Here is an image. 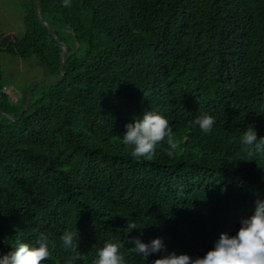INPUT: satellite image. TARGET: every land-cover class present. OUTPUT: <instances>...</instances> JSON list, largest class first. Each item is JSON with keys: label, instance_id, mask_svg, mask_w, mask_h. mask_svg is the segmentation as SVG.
Masks as SVG:
<instances>
[{"label": "trees", "instance_id": "1", "mask_svg": "<svg viewBox=\"0 0 264 264\" xmlns=\"http://www.w3.org/2000/svg\"><path fill=\"white\" fill-rule=\"evenodd\" d=\"M21 2L23 35L1 36L0 53L36 59L52 80L21 115L30 88L12 103L0 68V252L34 244L33 228L57 240L77 229V264L106 241L124 245L126 264H151L235 234L264 199V156L239 144L249 125L264 136V0ZM61 45L70 55L56 80ZM148 110L168 119L176 146L134 160L119 137ZM202 113L216 118L210 135L189 126ZM127 233L163 237L166 251L144 260ZM71 255L57 247L46 264Z\"/></svg>", "mask_w": 264, "mask_h": 264}, {"label": "clouds", "instance_id": "2", "mask_svg": "<svg viewBox=\"0 0 264 264\" xmlns=\"http://www.w3.org/2000/svg\"><path fill=\"white\" fill-rule=\"evenodd\" d=\"M71 2L72 0H62V6L68 8ZM215 123L214 116L202 113L190 120L189 126L198 128L204 135H210L214 131ZM173 137V129L168 119L158 112L148 110L144 111L141 117L127 122L119 139L130 149L132 159L152 160L157 146L162 142L166 141L170 148H175ZM239 144L247 152L264 156V136L258 137L253 125L241 131ZM168 155L172 156V151H169ZM135 228L134 222H127L128 232ZM32 231L36 234L35 243H18L7 252H0V264H46L57 247L74 253L65 264H77V261L82 259V254L77 251V229L64 231L58 240L38 228H33ZM125 243L129 246V252L144 260L150 255L166 251L163 237H155L145 242L142 238L129 236L127 233ZM123 246L106 241L96 250L92 264H126L125 256L120 250ZM151 264H264V199H256L251 213L240 218L235 234L221 232L203 256L192 258L186 253L171 252L159 255Z\"/></svg>", "mask_w": 264, "mask_h": 264}, {"label": "rangeland", "instance_id": "3", "mask_svg": "<svg viewBox=\"0 0 264 264\" xmlns=\"http://www.w3.org/2000/svg\"><path fill=\"white\" fill-rule=\"evenodd\" d=\"M24 31V14L21 0H0V37L14 35L21 38ZM2 84L21 98L35 84L44 82L45 69L34 58L19 59L0 53ZM16 104V103H14Z\"/></svg>", "mask_w": 264, "mask_h": 264}, {"label": "water", "instance_id": "4", "mask_svg": "<svg viewBox=\"0 0 264 264\" xmlns=\"http://www.w3.org/2000/svg\"><path fill=\"white\" fill-rule=\"evenodd\" d=\"M34 7H35V9H36V13H37V16H38L40 22L43 23L42 20H41V18H40V16H39V11H38V9H37V6H36L35 1H34ZM43 24H44L45 26L49 27L46 23H43ZM61 47H62V49H63L65 55H64V57H63L62 60H61V66H60V72H61V75H60V77L57 78L56 80H61V79H62V77H63V71H64L63 64H64L65 59L70 55V54L68 53V51H67V48H66L64 45H61ZM43 80H44V81H51L52 79H50V78H45V79H42V81H43ZM35 86H36V84H35L34 86H32V88L30 89V91H29V93H28V96H27L26 102H25V104H24V106H23V110H22V112H21V115L26 111V109H27V107H28V105H29V102H30V99H31L32 90H33V88H34Z\"/></svg>", "mask_w": 264, "mask_h": 264}, {"label": "built area", "instance_id": "5", "mask_svg": "<svg viewBox=\"0 0 264 264\" xmlns=\"http://www.w3.org/2000/svg\"><path fill=\"white\" fill-rule=\"evenodd\" d=\"M1 93L6 95L12 103L17 104L19 102L18 97L12 92L11 89L3 87Z\"/></svg>", "mask_w": 264, "mask_h": 264}]
</instances>
